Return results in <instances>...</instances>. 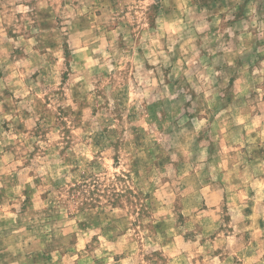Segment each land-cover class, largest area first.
Segmentation results:
<instances>
[{
	"label": "rangeland",
	"instance_id": "rangeland-1",
	"mask_svg": "<svg viewBox=\"0 0 264 264\" xmlns=\"http://www.w3.org/2000/svg\"><path fill=\"white\" fill-rule=\"evenodd\" d=\"M0 264H264V0H0Z\"/></svg>",
	"mask_w": 264,
	"mask_h": 264
}]
</instances>
